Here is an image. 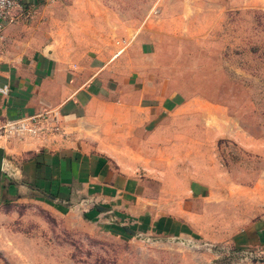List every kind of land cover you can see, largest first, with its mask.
<instances>
[{"label": "rangeland", "instance_id": "1", "mask_svg": "<svg viewBox=\"0 0 264 264\" xmlns=\"http://www.w3.org/2000/svg\"><path fill=\"white\" fill-rule=\"evenodd\" d=\"M24 9L35 28L56 34L71 70L96 76L102 105L92 112L103 118L87 124L102 122L101 148L138 179L128 202L148 222L118 225L98 210L103 194L28 188L8 168L0 264H264V0H50ZM119 40L128 44L117 57ZM143 42L152 50L138 56ZM119 100L128 113L154 106L141 109L137 138L117 139L119 121L134 122L112 120Z\"/></svg>", "mask_w": 264, "mask_h": 264}, {"label": "crops", "instance_id": "2", "mask_svg": "<svg viewBox=\"0 0 264 264\" xmlns=\"http://www.w3.org/2000/svg\"><path fill=\"white\" fill-rule=\"evenodd\" d=\"M49 1L20 0L9 17L0 45V153L5 156L4 171L10 168L12 172L8 174L21 186L33 189L32 186H37L43 192L83 193L91 195L89 199L103 194L100 198L107 202L98 206V210L102 208L101 212L110 215L107 220L118 217V225H127L129 220L136 226L147 225L148 221L141 218L146 214L134 216L137 208L128 202L138 198V179L118 168L109 152L101 148L102 122L95 126L87 124L103 118V112H92L95 102H102L98 99L101 91L93 93L91 85L96 76L88 79V72L71 70L56 51L60 45L56 34L46 28H35L36 21L26 19V6ZM123 41L127 42L117 41V57L121 55L118 52ZM151 50V44H141L138 56ZM83 76L87 79L85 83ZM78 77L82 83H78ZM115 107L118 112L112 120H126L129 114L134 121L133 124L119 121L117 139L137 138L142 128L141 109L146 113L154 109L152 105L140 104L128 113L130 105L124 100H119ZM39 113H46L47 119L33 133L30 131L33 124L28 119ZM20 120H26L25 130L16 129L9 134L3 129L9 122ZM20 156L23 160L19 164ZM122 198L124 202L117 201Z\"/></svg>", "mask_w": 264, "mask_h": 264}, {"label": "built area", "instance_id": "3", "mask_svg": "<svg viewBox=\"0 0 264 264\" xmlns=\"http://www.w3.org/2000/svg\"><path fill=\"white\" fill-rule=\"evenodd\" d=\"M20 0H0V45L4 41V33L7 26V22L9 20L10 15L15 10L17 5L19 4ZM123 47L119 50L118 54H121L127 46V42L123 41ZM46 113H39L37 115L31 116L28 121L33 124L30 127V131L35 133L37 128L42 127V123L46 121ZM28 122V123H29ZM26 120H20L18 122H9L7 125L3 127V129L11 134L12 132L16 131V129L25 130L26 129Z\"/></svg>", "mask_w": 264, "mask_h": 264}, {"label": "water", "instance_id": "4", "mask_svg": "<svg viewBox=\"0 0 264 264\" xmlns=\"http://www.w3.org/2000/svg\"><path fill=\"white\" fill-rule=\"evenodd\" d=\"M4 166H5V156L3 153H0V183H1V177L4 171ZM99 210H102V208H99ZM134 233V232H131Z\"/></svg>", "mask_w": 264, "mask_h": 264}]
</instances>
